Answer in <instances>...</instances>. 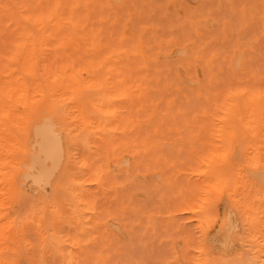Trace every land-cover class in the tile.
I'll return each mask as SVG.
<instances>
[{"label":"rangeland","instance_id":"374dc122","mask_svg":"<svg viewBox=\"0 0 264 264\" xmlns=\"http://www.w3.org/2000/svg\"><path fill=\"white\" fill-rule=\"evenodd\" d=\"M57 1L0 0V88L14 91L0 95V264H264V0H63L75 30L13 21ZM100 81L117 94L107 117ZM42 118L62 148L44 186Z\"/></svg>","mask_w":264,"mask_h":264},{"label":"bare ground","instance_id":"6f19581e","mask_svg":"<svg viewBox=\"0 0 264 264\" xmlns=\"http://www.w3.org/2000/svg\"><path fill=\"white\" fill-rule=\"evenodd\" d=\"M30 1H32V0H30ZM81 1V0H80ZM130 1V0H129ZM212 1V0H211ZM52 2V1H51ZM63 2V0L61 1V3ZM81 2H83V1H81ZM118 2V1H117ZM213 2V1H212ZM31 3V2H30ZM34 4H35V2H33ZM61 3H59L58 1L55 3V4H53L51 7H50V5H48V12L46 13V12H43V11H38V12H36L35 14H33V15H31V14H28V15H25V14H21V15H18V17H16V16H13L12 18H13V21H14V23H16V25L17 26H19V28H21V32H23V30H24V21H26V20H33L34 22H39V23H44V24H46V26L45 27H50V26H52L53 24L51 23V20H52V17L54 16V18L56 19V21L58 22V23H56L55 25H67V24H71L73 27H74V30H75V26H76V22H75V20H74V13L72 14H70L68 17H65V19L67 20V21H65V22H63L62 21V17H61V13H59L58 11H59V9L61 8ZM66 4H67V2H65ZM114 3V2H113ZM137 3V2H136ZM63 5H64V3H62ZM106 4V3H105ZM115 4V3H114ZM177 4V3H176ZM229 4V3H228ZM62 5V6H63ZM107 5V4H106ZM116 5V4H115ZM65 6V5H64ZM138 6V5H137ZM131 7V5L129 6V8ZM143 8H145V7H143ZM185 8V7H184ZM220 8H221V6H220ZM225 9V8H224ZM228 9V8H227ZM65 10H68V9H65ZM97 10V9H96ZM222 9H220V11H221ZM212 11V10H211ZM204 12V11H203ZM29 13V12H28ZM190 13V12H189ZM208 13V12H207ZM226 13V12H225ZM230 13V12H229ZM247 13V12H246ZM124 14V13H123ZM126 14V13H125ZM223 15V14H222ZM226 15V14H225ZM83 16V15H82ZM123 16V15H122ZM224 16V15H223ZM81 17V16H80ZM226 17V16H225ZM96 18H98V17H96ZM183 19V18H182ZM217 19V18H216ZM237 19H238V17H237ZM78 20V19H77ZM95 20V19H94ZM96 20H98V19H96ZM108 20V19H107ZM238 20H240V19H238ZM12 21V20H11ZM80 21H81V23H82V17L80 18ZM122 21V20H121ZM151 21V20H150ZM233 21V20H232ZM89 22V21H88ZM87 22V23H88ZM242 22V21H241ZM51 23V24H50ZM78 23V22H77ZM91 23V22H90ZM96 23H98L97 21H96ZM119 23V22H118ZM121 23V22H120ZM123 23V22H122ZM121 23V24H122ZM210 23V22H209ZM80 24V23H79ZM92 24V23H91ZM107 24V23H106ZM139 24V23H138ZM233 24V23H232ZM71 25H69V26H71ZM81 25V24H80ZM89 25V24H88ZM87 25V26H88ZM98 25V24H97ZM176 25V24H175ZM68 26V25H67ZM86 25H84V27H85ZM106 26V25H105ZM236 26V25H235ZM98 27V26H97ZM97 27H96V30H95V27H93L94 28V31H97ZM102 27H104V26H102ZM71 28V27H70ZM78 28V27H77ZM77 28H76V30H77ZM105 28V27H104ZM135 28V27H134ZM67 29V28H66ZM85 29H88L87 27H85ZM84 29V30H85ZM90 29V28H89ZM83 30V31H84ZM107 31V30H106ZM105 31V32H106ZM71 32V31H70ZM77 32H78V30H77ZM98 32V31H97ZM97 32H96V35H98L99 36V34H97ZM102 32V31H101ZM104 32V33H105ZM185 32V31H184ZM244 32V31H243ZM75 33V32H74ZM74 33H73V35H74ZM108 33V32H107ZM114 33H115V31H114ZM188 33H190V32H188ZM55 34V33H54ZM65 34V33H64ZM67 34H69V33H67ZM76 34V33H75ZM86 34V33H85ZM89 33L87 32V35H88ZM109 34V33H108ZM58 35H59V33H58ZM61 35H62V33H61ZM66 35V34H65ZM72 35V34H71ZM72 35V36H73ZM90 35V34H89ZM111 35H113V33L111 34ZM217 35V34H216ZM91 36V35H90ZM136 36V35H135ZM168 36V35H167ZM218 36V35H217ZM56 37H58V36H56ZM107 37V36H106ZM91 38V37H90ZM99 38V37H98ZM243 38V37H242ZM19 39V38H18ZM88 39V38H87ZM103 39H105V38H103ZM109 39V38H108ZM55 40V39H54ZM89 40V39H88ZM102 40V39H101ZM109 40H111V39H109ZM107 41V40H106ZM134 41V40H133ZM146 42H148V41H146ZM218 42H220V41H218ZM222 42V41H221ZM14 43H16V41L14 42ZM19 43V44H18ZM18 45H17V47H16V49H14L13 51L16 53L15 55H18L17 54V52L16 51H18L19 50V48H22L21 50H22V52L23 51H27V46L25 47L22 43H21V41L19 40L18 41ZM88 43H89V41H88ZM149 43H151V42H149ZM10 44V43H9ZM8 44V45H9ZM245 44V43H244ZM127 45V44H126ZM1 46V45H0ZM129 46V45H128ZM127 46V47H128ZM189 46V45H188ZM220 46V45H219ZM239 47H240V45H239ZM71 48V47H70ZM92 48V47H91ZM11 49V48H10ZM231 49V48H230ZM57 50V49H56ZM146 50V49H145ZM226 50V49H225ZM11 51H12V49H11ZM10 51V52H11ZM13 51H12V55L14 54L13 53ZM53 51V50H52ZM231 51H232V49H231ZM57 52H59V50L57 51ZM99 52V51H98ZM97 52V53H98ZM107 53H108V50L106 51ZM105 52V53H106ZM144 52V51H143ZM219 52V51H218ZM110 53V52H109ZM122 53H124V52H122ZM222 53V52H221ZM230 53V52H229ZM240 54V53H239ZM251 54V53H250ZM8 55H11V54H8ZM110 55V54H109ZM120 55H122V54H120ZM146 55V54H145ZM144 55V56H145ZM158 55H159V52H158ZM244 55V54H243ZM2 56H5L6 57V55H2ZM38 56V55H37ZM53 56V55H52ZM123 56V55H122ZM147 56V55H146ZM11 56H9V58H10ZM35 57V56H34ZM59 57V56H58ZM57 57V58H58ZM125 56H123V58H124ZM133 57V56H132ZM162 57V56H161ZM219 57V56H218ZM8 58V57H7ZM7 58H5L7 61L9 60V58L7 59ZM38 58V57H37ZM94 58H96V57H94ZM159 58V57H158ZM34 59V58H33ZM61 59V58H60ZM149 59V58H148ZM14 60V59H13ZM95 60H97V59H95ZM121 60V59H120ZM137 59H135V61H136ZM157 60V59H156ZM11 61H12V58H11ZM18 61V60H17ZM37 61V60H36ZM56 61H57V59H56ZM64 61V60H63ZM84 61H85V59H84ZM125 61V60H124ZM140 62H141V60H139ZM217 61V60H216ZM9 62V61H8ZM16 61L14 60V63H15ZM49 62V61H48ZM58 62H60V60L58 61ZM72 62V63H71ZM71 62H69L68 61V63H70L71 65L74 63V61H71ZM76 62V61H75ZM102 62H104V60L102 61ZM101 62V63H102ZM123 62V61H122ZM126 62V61H125ZM147 62H148V60H147ZM152 62V61H151ZM5 63H7V62H5ZM4 63V64H5ZM67 63V64H68ZM77 63V62H76ZM84 63H86V62H84ZM121 63V62H120ZM126 63H128V62H126ZM137 63V62H136ZM149 63V62H148ZM147 63V64H148ZM17 64V63H16ZM102 64H104V63H102ZM124 64V63H123ZM150 64V63H149ZM223 64V63H222ZM258 64V63H257ZM8 65V64H7ZM81 65V64H80ZM129 65H132V63L130 62V64ZM164 65V64H163ZM250 65V64H249ZM5 66H6V64H5ZM19 66V65H18ZM37 66V65H36ZM36 66H34L35 67V70L37 71L38 69H37V67ZM67 65L65 64V67H66ZM104 66V65H103ZM128 66V65H127ZM133 66V65H132ZM132 66H131V68H132ZM151 66H152V64H151ZM161 66V65H160ZM253 66V65H252ZM87 67H89L88 65H87ZM124 67V66H123ZM159 67V66H158ZM163 67V66H162ZM175 67V66H174ZM234 67V66H233ZM237 67H239L238 65H237ZM242 67V66H241ZM255 67V66H254ZM28 68V67H27ZM30 68H32V67H30ZM125 68V67H124ZM128 68V67H127ZM131 68H128L127 70H129V69H131ZM151 68V67H150ZM157 68V67H156ZM247 68H250V67H247ZM260 68V67H259ZM126 69V68H125ZM145 69V68H144ZM142 70V73L144 74V71H146V70H148V69H146V70ZM160 68H158V70H159ZM257 69V68H256ZM80 70V69H79ZM134 69H132V70H130V71H133ZM138 70L139 69H137V72H138ZM154 70V69H153ZM231 70V69H230ZM246 70V69H245ZM258 70H260V69H258ZM30 71V70H29ZM83 71V70H82ZM108 72L109 71H112V68L110 69H108L107 70ZM114 71V70H113ZM125 71V70H124ZM129 71V72H130ZM151 71V69H149L148 70V72H150ZM184 71V70H183ZM257 71V70H256ZM39 72V71H38ZM43 72V71H42ZM56 72V71H55ZM59 72V71H58ZM126 73H128L127 71H125ZM124 72V73H125ZM136 72V71H135ZM153 73H154V71H152ZM69 73V72H68ZM79 72H77V73H73V74H70V75H79L78 74ZM139 73V72H138ZM141 73V74H142ZM152 73V74H153ZM171 73V72H170ZM257 73V72H256ZM140 74V73H139ZM151 73H150V76H153ZM172 74V73H171ZM251 74V73H250ZM249 74V75H250ZM40 74L38 73V76H39ZM49 75H50V73H49ZM114 75H116V73L114 74ZM113 75V76H114ZM121 75V74H120ZM138 75V74H137ZM223 75V74H222ZM230 75V74H229ZM263 75V74H262ZM117 76V75H116ZM126 76V75H125ZM128 76V75H127ZM147 76H149V74L147 75L146 74V77ZM154 76H155V74H154ZM153 76V77H154ZM202 76V75H201ZM246 76H248V75H246ZM68 77H71V76H68ZM115 77V76H114ZM113 77V78H114ZM153 77H152V79H153ZM49 78H51V76H49ZM64 78V75H59L58 73H56L55 74V76L53 77V78H51L53 81H56V82H58V80H61V79H63ZM136 78H138V77H136ZM155 78V77H154ZM248 78H249V76H248ZM262 78H263V76H262ZM90 79H95L94 77H90ZM115 79V78H114ZM128 78H126V80H127ZM139 79V78H138ZM264 79V78H263ZM142 80H143V78H142ZM141 80V81H142ZM146 80V79H145ZM148 80V79H147ZM165 80V79H164ZM136 81H139V80H136ZM144 81V80H143ZM152 81V80H151ZM159 81H160V79H159ZM244 81V80H243ZM264 81V80H263ZM101 83H98V86H96L97 87V89H96V91H95V93L94 94H97V90H99L98 91V96H97V99L98 100H100V102H102V104H104L105 105V110H104V115H106V117L107 116H109V115H113L114 114V112H115V109L113 108V104H114V100H115V98H116V96H117V94L115 93V92H111V91H108L106 88V85H105V83L103 82V81H100ZM125 82V81H124ZM128 83H130V81L128 82ZM142 83V82H141ZM150 83V82H149ZM152 84H153V81L151 82ZM159 83V82H158ZM243 83H245L246 84V81L245 82H243ZM87 84V83H86ZM161 84V83H160ZM248 84V83H247ZM246 84V85H247ZM251 84V83H250ZM125 85H126V83H125ZM156 85V84H155ZM219 85H220V83H219ZM226 85H227V83H226ZM229 85V84H228ZM237 85V84H236ZM244 86L243 88L245 89V90H247L248 88H250L251 89V87L248 85V88H247V86ZM256 85H258V84H256ZM8 86V85H7ZM9 88L7 89V90H5V88L2 86L1 88H0V95H3V94H6L7 92H9V91H13V89L11 88V86H12V84H11V82L9 83ZM112 86V85H111ZM161 86V85H160ZM216 86H217V84H216ZM252 86V90H247V91H251V92H254L253 90H254V88L253 87H257V86H255V84L254 85H251ZM6 87V86H5ZM115 87V86H114ZM236 87H238V86H236ZM247 89H246V88ZM261 88L260 89H263L262 87H264V84H263V86H260ZM238 88H240V87H238ZM4 89V90H3ZM217 89V88H216ZM236 89V88H235ZM244 89H242V87H241V91H238V92H236V94H238L239 92H243V91H245ZM256 89H258V91L256 90L255 91V93L256 94H258V93H260L261 91H260V89H259V86L256 88ZM95 89H93V91H94ZM228 90L230 91V89L228 88ZM121 92L120 93H122L123 95H121V96H124V94H126L125 93V90H120ZM226 91H227V89H226ZM225 91V92H226ZM233 91V90H232ZM232 91H230L229 93H228V95L232 92ZM234 91H237V90H234ZM246 91V92H247ZM14 92V91H13ZM131 92H132V90H131ZM130 92V93H131ZM149 92V91H148ZM162 92V91H161ZM262 92H263V90H262ZM16 94H17V92H15ZM153 93V92H152ZM158 93V92H157ZM227 93V92H226ZM255 93H253V94H255ZM233 94H234V92H233ZM250 94H252V93H250ZM252 94V95H253ZM13 95V94H12ZM19 95V94H18ZM22 95V94H21ZM168 95V94H167ZM170 95V94H169ZM181 95V94H180ZM180 95H178L179 97H180ZM226 95V96H225ZM224 96H225V98L227 97V94H225ZM95 96V95H94ZM221 96V95H220ZM67 97V96H66ZM150 97V96H149ZM151 97H152V94H151ZM156 97L157 98H159V95L157 96L156 95ZM182 97V96H181ZM183 98V97H182ZM154 100H155V98H153ZM212 99V98H211ZM218 99V98H217ZM216 99V100H217ZM224 100V99H223ZM70 101V100H69ZM148 101V100H147ZM214 102V101H213ZM124 103H126V102H123V104ZM158 103V102H157ZM177 104V103H176ZM196 104V103H195ZM115 106H116V104H115ZM162 106H164V103L162 104ZM194 106V105H193ZM198 106V105H197ZM59 107V106H58ZM117 107H119L118 106V104H117ZM116 107V108H117ZM127 107H129V104H128V106ZM126 107V108H127ZM161 107V106H160ZM61 108V107H60ZM124 108H125V104H124ZM125 108V109H126ZM133 108V107H132ZM173 108V107H172ZM189 108V107H188ZM187 108V109H188ZM208 108H210V107H208ZM55 109H57L56 110V112L59 110L58 108H54L53 110H55ZM62 109V108H61ZM119 109V108H118ZM156 109H158V107L156 108ZM193 109H194V107H193ZM120 110H121V108H120ZM127 110H128V108H127ZM129 110H130V107H129ZM195 110H196V108H195ZM90 112H93L92 110H89ZM122 111V110H121ZM131 111V110H130ZM134 111H135V108H134ZM157 111V110H156ZM168 111V110H167ZM166 111V112H167ZM177 111V110H176ZM187 111V110H186ZM191 111H193L194 112V110H192L191 109ZM97 112V111H96ZM215 112V111H214ZM46 113H47V109H46ZM49 113V112H48ZM122 113V112H121ZM127 113V112H126ZM155 113V112H154ZM156 113H158V112H156ZM129 115H130V113H128ZM168 114H170V112L168 113ZM37 115V114H36ZM101 115V114H100ZM136 115H137V113H136ZM135 115V116H136ZM177 115V114H176ZM119 116H121V115H119ZM125 116H127L128 117V115H126L125 114ZM178 116V115H177ZM101 117V119H103V115L102 116H100ZM116 117H118V116H116ZM127 117H126V119H127ZM132 117V116H131ZM137 117H138V115H137ZM32 118H35V117H32ZM46 118V117H45ZM45 118H42L43 119V121L39 124V125H37V126H35L34 128L36 129L35 130V134H34V137H35V140L37 139L36 137H38V136H40V142H41V149L42 150H40V143H39V141H38V147H39V151H43L42 153H40V154H43V153H45L44 155H43V162H44V159L47 161L48 159L50 160V162H51V164H53V167H51V169H50V167L49 168H47V166H45V167H43L44 165H46V161L44 162L45 164L44 165H42L40 162L42 161L41 159H38L39 158V154H38V151L36 152V153H32V154H36V156H34V157H38V158H34V162H32L33 163V165H31L29 168H30V170L32 171V168H34L35 169V163L37 162V159L40 161H38L39 162V165H37L38 167L39 166H42V168H43V170L42 169H40V174L38 175V170H36V171H38L37 172V175L38 176H36V174H31L32 175V181H33V183H34V181H36L35 182V184H39V182H46V184L45 183H43V186L44 185H49V181H47V179H49L50 180V176H52V174H53V172L57 169H55L54 168V166L56 165V166H58V168H59V166L60 165H58L61 161H59L58 162V159L60 158L59 156H60V154H62V148H61V144H60V142H61V139H58L57 138V135H56V133L57 132H55V130H54V126L52 125V124H50L51 122H48V121H52V120H46ZM85 118V117H84ZM123 118V117H122ZM139 118V117H138ZM148 118V117H147ZM146 118V119H147ZM160 118V117H159ZM129 119V118H128ZM104 120V119H103ZM124 121V120H123ZM126 121V120H125ZM125 121L124 122H122V120L120 121L121 122V124L122 123H124L125 124ZM151 121L152 120H150V123H151ZM154 121H157L156 119L154 120ZM171 122V121H170ZM54 123V122H53ZM131 123V122H130ZM129 123V124H130ZM155 123V122H154ZM121 124H119V126L121 125ZM124 124H122V125H124ZM128 124V123H127ZM178 124V123H177ZM126 125V124H125ZM124 125V126H125ZM161 125V124H160ZM118 126V127H119ZM143 126V125H142ZM149 127H150V125H149ZM148 127V125L146 126V128H149ZM210 127V126H209ZM34 128H33V130H34ZM119 128H121V126L119 127ZM145 128V129H146ZM204 128V127H203ZM104 130V129H106V122H104V124H101V130ZM150 130V129H149ZM148 129H147V132L149 131ZM151 130H152V125H151ZM112 131V130H111ZM145 130H143V132H144ZM126 132H127V129H126ZM133 132V131H132ZM151 132V131H150ZM159 132V131H158ZM160 133V132H159ZM38 136H37V135ZM137 134V133H136ZM138 134H141V133H138ZM211 134V133H210ZM209 134V135H210ZM36 135V136H35ZM102 135V134H101ZM129 135V134H128ZM131 135V134H130ZM134 135V134H133ZM136 136H138V135H136ZM185 136V138H187L186 137V135H184ZM212 136V135H211ZM156 137V136H155ZM208 137V136H207ZM107 138V137H106ZM43 139V140H42ZM130 139H131V137H130ZM207 139V138H206ZM35 140H34V142H35ZM106 140V139H105ZM104 140V141H105ZM133 140V139H132ZM208 140H210L209 138H208ZM130 142H132L131 140H129ZM121 142V144H119V142H115V143H118L119 145H123L122 144V142H124V141H120ZM127 142V141H126ZM133 142H135L134 140H133ZM37 142H35L34 144H36ZM108 144V143H107ZM129 144V143H128ZM101 145V144H100ZM27 146V145H26ZM34 146V145H33ZM107 146V145H106ZM108 146H109V144H108ZM129 147H130V145H128ZM133 147V146H132ZM34 148V147H33ZM107 148V147H106ZM133 148H135V147H133ZM177 148H178V146H177ZM61 149V150H60ZM110 150H111V148H109ZM34 150V149H33ZM87 150V149H86ZM106 150V149H105ZM108 150V149H107ZM118 150V149H117ZM134 150V149H133ZM235 150V149H234ZM101 151V150H100ZM132 151V150H131ZM109 152V151H108ZM135 152V151H134ZM142 152H143V150H142ZM210 152V151H209ZM82 153V152H81ZM114 153V152H113ZM131 153V152H130ZM207 153V152H206ZM133 154V153H132ZM202 154V153H201ZM205 154V153H204ZM209 154H211V153H209ZM209 154L207 155V157L209 158L210 156H209ZM231 154V153H230ZM143 155V154H142ZM150 155H152V154H150ZM203 155V154H202ZM201 155V156H202ZM212 155V154H211ZM31 156H33V155H30V158H32ZM145 156H147V155H145ZM162 156V155H161ZM199 156H200V154H199ZM29 157V156H28ZM27 157V158H28ZM136 157V156H135ZM141 157V156H140ZM203 157H205L204 155H203ZM87 158V157H86ZM152 158V157H151ZM150 158V159H151ZM202 158V157H201ZM141 159V158H140ZM154 159V158H153ZM179 159V158H178ZM32 160V159H31ZM211 160V159H210ZM33 161V160H32ZM251 161V160H250ZM88 162V161H87ZM144 162V161H143ZM177 162V161H176ZM208 162V161H207ZM249 162V161H248ZM98 163H100V162H98ZM38 164V163H37ZM251 164V163H250ZM24 165V164H23ZM22 165V166H23ZM143 165H145V164H143ZM210 165V164H209ZM252 165V164H251ZM55 166V167H56ZM104 166V165H103ZM150 166V165H149ZM97 167V166H96ZM96 167H95V169H96ZM144 167V166H143ZM162 167V166H161ZM211 167V166H210ZM40 168V167H39ZM46 168H47V170H46ZM153 168V167H152ZM151 169V168H150ZM29 170V169H28ZM54 170V171H53ZM98 170V169H97ZM96 170V171H97ZM135 170H136V168H135ZM138 170V169H137ZM209 170V169H208ZM212 170V169H211ZM45 171V172H44ZM47 171H49V172H51V174L49 173V172H47ZM215 171V170H214ZM86 172V171H85ZM212 172V171H211ZM253 172V171H252ZM28 173V172H27ZM26 173V174H27ZM46 173V174H45ZM49 173V177H46V176H48L47 174ZM210 173V172H209ZM213 173V172H212ZM214 173H216V172H214ZM251 173V172H250ZM42 174V177H41V179H43L44 177V179H45V181H39L40 179H38L39 177H40V175ZM43 174L44 175H46V176H43ZM63 174V173H62ZM168 174H169V171H168ZM254 175L256 174H258L259 176L262 174V172H261V174H260V172L259 173H253ZM31 175L28 173V175L27 176H29V177H31ZM59 175V174H58ZM213 175V174H212ZM218 175H219V172H218ZM248 175H249V173H248ZM23 176V175H22ZM33 176H35L37 179H38V182H37V179H35L34 180V178H33ZM53 176H54V174H53ZM60 176V175H59ZM215 176H217V175H215ZM258 176V177H259ZM263 176H264V174H263ZM263 176L261 175V178L259 177V179H260V181H263L264 180V178H263ZM66 176H64V177H62V178H64L65 180L67 179V177L65 178ZM131 177V176H130ZM138 177V176H137ZM22 178V177H21ZM27 178V177H26ZM61 178V179H62ZM140 178V177H139ZM257 178V177H256ZM59 179H60V177H59ZM58 179V180H59ZM65 180H63V182H60V180H59V182L60 183H65V182H67V180H69V178L65 181ZM105 180V179H104ZM117 180V179H116ZM128 180V179H127ZM146 180V179H145ZM26 181V180H25ZM20 182V181H19ZM68 182H70V180L68 181ZM133 182H136V181H133ZM264 182V181H263ZM59 183V184H60ZM149 183V182H148ZM264 184V183H263ZM81 185V184H80ZM137 185V184H136ZM39 186V185H38ZM42 186V187H43ZM108 186V185H107ZM40 187V186H39ZM81 187V186H80ZM138 186H136V188H137ZM143 187V186H142ZM41 188V187H40ZM141 188V187H140ZM41 189H43V188H41ZM144 189V188H143ZM38 191V190H37ZM44 191V190H43ZM35 192H36V190H35ZM34 192V193H35ZM147 192V191H146ZM167 192V191H166ZM85 193V192H84ZM154 193V192H153ZM64 194H66V193H64ZM155 194V193H154ZM47 195V194H46ZM69 195V194H68ZM68 195H66L65 197L66 198H68V197H70V199H71V196H68ZM144 195H145V193H144ZM151 196V195H150ZM49 197V196H48ZM73 198V197H72ZM30 200H31V198H29ZM69 199V201L71 202V203H75V201L74 202H72L73 201V199H71L70 200ZM151 199V198H150ZM30 200H28V202L30 201ZM35 200V199H34ZM94 201V200H93ZM51 202V201H50ZM88 202V201H87ZM35 203H36V201H35ZM35 203H34V205H35ZM89 203V202H88ZM28 204V203H27ZM90 204V203H89ZM40 205V204H39ZM75 206L77 205V204H74ZM84 205V204H83ZM144 205V204H143ZM85 206H88V205H85ZM96 206V205H95ZM146 206V205H145ZM150 206H152V205H150ZM20 207V206H19ZM24 207V206H23ZM28 207V206H27ZM89 207V206H88ZM147 207H148V205H147ZM30 208V207H29ZM51 208H53V207H51ZM232 208V207H231ZM27 209V208H26ZM25 209V210H26ZM140 209H141V207H140ZM154 209V208H153ZM19 210V209H18ZM77 210V212H78V209H76ZM97 210V209H96ZM143 210V209H142ZM244 210V209H243ZM18 212V211H17ZM26 213V212H25ZM79 213V216H80V211L78 212ZM22 214V213H21ZM46 218H47V216H45ZM81 217V216H80ZM211 217V216H210ZM209 217V218H210ZM229 217V216H228ZM48 218H50V217H48ZM47 218V219H48ZM103 218H104V216H103ZM207 218V217H206ZM15 219H16V216H15ZM212 219V218H211ZM49 220V219H48ZM47 220V221H48ZM207 221L209 220L208 218L206 219ZM46 221V220H45ZM46 221V222H47ZM203 221V220H202ZM15 222V221H14ZM75 223V222H74ZM215 223V222H214ZM16 224V223H15ZM29 225V224H28ZM47 225H49V224H47ZM46 226V225H45ZM47 227H49V226H47ZM228 227V226H227ZM236 227V226H235ZM248 227V226H247ZM101 228V227H100ZM231 228V227H230ZM47 229V228H46ZM94 229V228H93ZM127 230V229H126ZM30 232V231H29ZM209 232V231H208ZM230 232V231H229ZM47 234H48V230H47ZM72 234V233H71ZM35 235V234H34ZM49 235V234H48ZM101 235V234H100ZM104 235V234H103ZM54 237V236H53ZM56 237V236H55ZM99 238V237H98ZM102 238H103V236H102ZM207 238V237H206ZM81 239V238H80ZM261 239V238H260ZM51 240V239H50ZM57 240H58V238H56V243H64L63 242V240H61V239H59V241H61V242H57ZM55 240H52L51 242H53V243H55L54 242ZM105 242H107V241H105ZM61 243V244H62ZM107 245V244H106ZM110 245V244H109ZM108 245V246H109ZM34 246H36V244L34 243ZM224 246V245H223ZM111 248V247H110ZM36 249V248H35ZM112 249V248H111ZM105 251H107V250H105ZM37 253V252H36ZM95 253H96V250H95ZM104 253V252H103ZM108 253V252H107ZM202 253V252H201ZM94 254V253H93ZM104 254H106V253H104ZM114 260V259H113ZM211 261V260H210ZM114 262V261H113ZM110 263V262H109ZM108 263V264H109ZM221 264V263H220Z\"/></svg>","mask_w":264,"mask_h":264}]
</instances>
